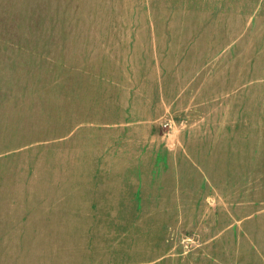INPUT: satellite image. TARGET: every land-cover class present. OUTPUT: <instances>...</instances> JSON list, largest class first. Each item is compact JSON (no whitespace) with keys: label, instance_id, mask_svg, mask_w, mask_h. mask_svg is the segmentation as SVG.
I'll use <instances>...</instances> for the list:
<instances>
[{"label":"rangeland","instance_id":"rangeland-1","mask_svg":"<svg viewBox=\"0 0 264 264\" xmlns=\"http://www.w3.org/2000/svg\"><path fill=\"white\" fill-rule=\"evenodd\" d=\"M233 86L264 93V0H0V264H264Z\"/></svg>","mask_w":264,"mask_h":264},{"label":"crops","instance_id":"crops-1","mask_svg":"<svg viewBox=\"0 0 264 264\" xmlns=\"http://www.w3.org/2000/svg\"><path fill=\"white\" fill-rule=\"evenodd\" d=\"M250 86V85H249ZM251 88V86H250ZM248 86L240 89L235 90V86L231 87L229 93L225 97H221L219 101H222L221 109L213 108V115L215 116L212 123L217 124L221 127V125H227L226 130V140H227V157H228V171L232 173L229 181L231 183L228 184L229 188V197L233 198L236 197V193L244 192L246 195L249 187L255 186V182L245 183L247 179H250L251 174L253 172L259 173L264 172V160H260L258 162V157H263L261 153H255L256 150L249 148L247 145V136L244 133V136L241 137L240 132L237 131L238 125L237 124H251L255 123L253 118L262 115H255L257 107H263V105H257V102H252L250 99L252 97H256V95H263L261 94V90L257 89V94L253 95L252 91L249 90ZM264 92V90L262 91ZM242 97V98H241ZM215 102H218L216 98L214 99ZM220 106V102L219 105ZM250 109V110H249ZM254 109V111H253ZM259 114V110L257 109ZM255 115V116H254ZM220 133V132H219ZM220 138L213 134V140ZM251 139V138H250ZM243 144L241 147L240 145ZM234 177V178H233ZM236 179V181H235ZM242 181L243 184H242ZM238 182V183H237ZM249 184V185H248ZM256 187H262V191L260 193L261 199L264 198V180L258 181L256 183ZM237 189L239 191L237 192ZM242 189V190H241ZM250 194L255 195L254 191L250 190ZM252 195V196H253ZM252 203V202H251Z\"/></svg>","mask_w":264,"mask_h":264}]
</instances>
